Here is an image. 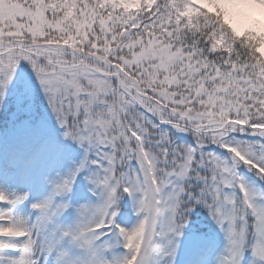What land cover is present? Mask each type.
Returning <instances> with one entry per match:
<instances>
[{"label":"snow or ice","instance_id":"1","mask_svg":"<svg viewBox=\"0 0 264 264\" xmlns=\"http://www.w3.org/2000/svg\"><path fill=\"white\" fill-rule=\"evenodd\" d=\"M0 264H264V0H0Z\"/></svg>","mask_w":264,"mask_h":264}]
</instances>
